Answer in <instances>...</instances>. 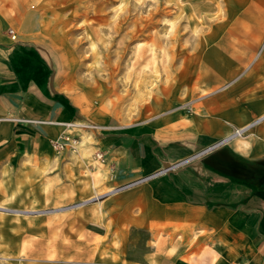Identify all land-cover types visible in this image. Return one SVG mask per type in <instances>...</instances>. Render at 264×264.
<instances>
[{
    "label": "crops",
    "instance_id": "obj_1",
    "mask_svg": "<svg viewBox=\"0 0 264 264\" xmlns=\"http://www.w3.org/2000/svg\"><path fill=\"white\" fill-rule=\"evenodd\" d=\"M240 24L226 37L235 30L245 35ZM214 48L230 51L225 42ZM217 57L209 59L214 67L204 68V81L189 88L192 96L232 73V63L222 70ZM201 95L190 112L169 103L146 118L125 120L75 80L66 49L36 10L25 0H0V201L13 175L75 155L57 153L51 141L65 131L63 122L87 120L101 127L83 131L92 140L85 137L82 149L104 154L103 162L93 157V166L110 191L85 209L98 213L88 220L105 238L103 259L264 264V118L241 137L245 150L234 138L215 145L235 125L264 115V77Z\"/></svg>",
    "mask_w": 264,
    "mask_h": 264
},
{
    "label": "rangeland",
    "instance_id": "obj_2",
    "mask_svg": "<svg viewBox=\"0 0 264 264\" xmlns=\"http://www.w3.org/2000/svg\"><path fill=\"white\" fill-rule=\"evenodd\" d=\"M135 1L25 0L66 49L75 80L125 120L146 118L169 103L190 112L202 93L264 77V0H148L136 8ZM239 22L245 35L235 30L226 37ZM222 42L230 51H213ZM212 56H219L222 70L231 62L232 73L192 96L189 88L204 81V68L214 67ZM261 118L234 129L246 126L240 137L247 136ZM74 154L13 175L0 201V264L126 263L100 253L105 238L88 220L98 213L85 209L110 191L91 153L81 147Z\"/></svg>",
    "mask_w": 264,
    "mask_h": 264
},
{
    "label": "built area",
    "instance_id": "obj_3",
    "mask_svg": "<svg viewBox=\"0 0 264 264\" xmlns=\"http://www.w3.org/2000/svg\"><path fill=\"white\" fill-rule=\"evenodd\" d=\"M10 33L13 38L16 37V33L14 29H10ZM65 126V131L62 135L51 141V144L57 153H64L69 151L71 153H78L82 147V141L84 139L83 131L86 130H96L97 128L101 127L100 125L87 121V120H78V121H70V122H63ZM247 127L236 128L233 132L226 137L225 139L217 142L215 145H219L220 143L226 142L234 137L242 136L246 132ZM93 157L104 161L105 156L101 152H95ZM127 185L119 186L117 189H122ZM232 264H251L247 261H235Z\"/></svg>",
    "mask_w": 264,
    "mask_h": 264
},
{
    "label": "bare ground",
    "instance_id": "obj_4",
    "mask_svg": "<svg viewBox=\"0 0 264 264\" xmlns=\"http://www.w3.org/2000/svg\"><path fill=\"white\" fill-rule=\"evenodd\" d=\"M148 0H137L135 1V3L133 4V6L136 7H140L142 5H144L145 3H147ZM19 6V5H18ZM106 8V7H105ZM144 28V27H143ZM158 37V36H157ZM138 46V45H137ZM250 48V47H249ZM225 49V48H224ZM150 50V49H149ZM164 51V50H163ZM139 53V52H138ZM240 57V56H239ZM238 58V57H237ZM154 61L156 60L155 58L153 59ZM166 69V68H165ZM234 144L236 146L237 149L239 150H245L246 147L248 146V142L242 140V138L240 136L234 137Z\"/></svg>",
    "mask_w": 264,
    "mask_h": 264
}]
</instances>
